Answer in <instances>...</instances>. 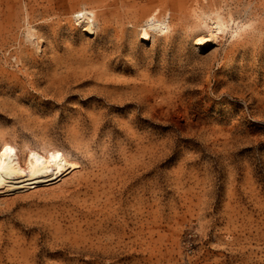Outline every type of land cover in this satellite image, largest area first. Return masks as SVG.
I'll list each match as a JSON object with an SVG mask.
<instances>
[{
    "label": "rangeland",
    "instance_id": "rangeland-1",
    "mask_svg": "<svg viewBox=\"0 0 264 264\" xmlns=\"http://www.w3.org/2000/svg\"><path fill=\"white\" fill-rule=\"evenodd\" d=\"M2 152L78 167L0 197V264H264V0H0Z\"/></svg>",
    "mask_w": 264,
    "mask_h": 264
},
{
    "label": "bare ground",
    "instance_id": "bare-ground-1",
    "mask_svg": "<svg viewBox=\"0 0 264 264\" xmlns=\"http://www.w3.org/2000/svg\"><path fill=\"white\" fill-rule=\"evenodd\" d=\"M74 19L78 21V25L81 20L86 21L85 24L83 23L84 31L92 32L95 28L86 11L77 12ZM201 21L204 35L197 37L194 42L198 48L205 47L208 41H217L228 30L226 29L228 28L227 22L218 12L211 15L204 14L201 16ZM165 28L163 22L152 20L141 29L140 40L146 41L150 39L149 32H162ZM77 167L76 163L66 159L54 161L36 156L31 157L21 166L10 153L2 152L0 153V197L34 189H49L54 184L63 181Z\"/></svg>",
    "mask_w": 264,
    "mask_h": 264
}]
</instances>
